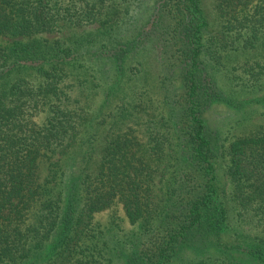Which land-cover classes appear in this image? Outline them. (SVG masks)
<instances>
[{
    "label": "trees",
    "instance_id": "16d2710c",
    "mask_svg": "<svg viewBox=\"0 0 264 264\" xmlns=\"http://www.w3.org/2000/svg\"><path fill=\"white\" fill-rule=\"evenodd\" d=\"M202 3L0 0V264H264V118H205L264 90V0Z\"/></svg>",
    "mask_w": 264,
    "mask_h": 264
},
{
    "label": "rangeland",
    "instance_id": "374dc122",
    "mask_svg": "<svg viewBox=\"0 0 264 264\" xmlns=\"http://www.w3.org/2000/svg\"><path fill=\"white\" fill-rule=\"evenodd\" d=\"M202 2H203L202 4L204 8L206 9L208 13L207 14L208 18L213 21L215 19V16L213 13V9L211 8V5H210V0H202ZM79 31H81V29L75 30L73 32H79ZM45 36L48 38H56V37H60L61 34L52 33V34H46ZM1 40L2 38H0V41ZM155 55L156 53H153L152 50L145 49V48L141 49L137 53V59H139L142 62V71L139 77L142 75H147L151 78L156 73H158L159 65H158V61ZM148 81L151 82L150 79H148ZM220 82L225 85L224 90L228 92L229 87L227 85V82L222 78H220ZM263 94H264V90H262L261 92H258L254 96L253 95L252 96L239 95L238 98L242 100L245 97L249 98V102L244 104L243 107H240V108L230 106L224 103H218V104L213 105L205 113L206 122L209 128L211 130L218 131L217 134L221 138H225V137H230L233 134L234 129L239 124H242V123L245 124L250 121L257 122L261 120L262 118H264V104L256 103L255 101H252V100H254V98L256 97L262 96ZM250 97H252V99H250ZM216 171L218 173V179L216 182L218 199H220L223 203H225L232 212L233 209H232V203L230 199L229 182L226 176L223 175L221 167H218ZM98 216L99 218H102V217L104 218L103 223L107 221V218L105 219L106 213H101ZM122 224H123V227L125 228L129 227V225H127V222L122 223ZM239 228H242V227L238 226L233 221L228 223V229H226V232H223L221 235V238L223 239V241H228L229 239V235L227 234V232H231V231L233 232V230H239ZM249 233H257L261 236H264V232L259 233V231H256V230H253L252 232L249 231ZM211 252L213 253L212 256L204 257L200 253H195L187 249L186 251H183L182 254H179V256L176 257L169 264H200L199 261H202L201 259L204 260V264H226L224 263V261L225 260L227 261V259L224 260L223 254L218 253L216 250H211ZM227 252L231 254L232 256L236 255V254H233L234 251L232 249L227 250ZM245 262L248 264H252L250 263L251 261L250 262L245 261Z\"/></svg>",
    "mask_w": 264,
    "mask_h": 264
}]
</instances>
